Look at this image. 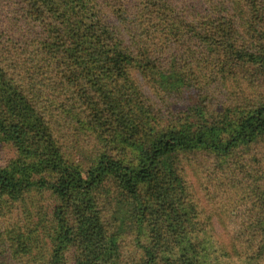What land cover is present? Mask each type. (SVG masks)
<instances>
[{
  "label": "trees",
  "instance_id": "trees-1",
  "mask_svg": "<svg viewBox=\"0 0 264 264\" xmlns=\"http://www.w3.org/2000/svg\"><path fill=\"white\" fill-rule=\"evenodd\" d=\"M262 141L264 0H0V264H264Z\"/></svg>",
  "mask_w": 264,
  "mask_h": 264
},
{
  "label": "rangeland",
  "instance_id": "rangeland-1",
  "mask_svg": "<svg viewBox=\"0 0 264 264\" xmlns=\"http://www.w3.org/2000/svg\"><path fill=\"white\" fill-rule=\"evenodd\" d=\"M174 104L171 106V112L175 113L176 115L181 114L183 112H185L187 109L194 107L197 104V99L196 96L193 94V92L191 91H186L184 93L183 96H181L178 100L173 101ZM72 129L71 126L65 128L64 134L65 137L70 140V137L72 138V132L68 129ZM67 130L69 132H67ZM76 141V139H75ZM77 148L78 150L81 151H89V149L91 148L90 145V141L87 143L85 140H83L82 138H80L77 141ZM72 143H67V149H69L71 151V153L74 155V151H72L74 148L71 147ZM242 153H244V155L248 154L250 157H252V159H248L246 156L241 157L239 160V164H238V170L243 172V175L245 177V180L241 181L239 179V182H244L242 185V189L244 191L247 190V186L249 185L247 183V178L250 176H254V174L251 173L250 171V167L252 166L253 168H256L257 171H259L260 173H264V142L262 141L261 143H258L256 145L250 146L249 149H246V151H242ZM13 157L12 155V151L11 149L4 145V144H0V166H4L11 158ZM77 157V156H76ZM78 159V158H76ZM241 174V173H239ZM261 174V175H262ZM251 182V180H250ZM237 183V184H238ZM247 183V184H246ZM236 184V185H237ZM236 185L232 188H229L228 185H223L219 188H215L213 189V185L212 186H204L205 188H209V190H200V194L197 192L195 193V196L198 197L197 199V204L199 206L200 209L204 210V213L208 212L210 209H232L234 208L232 201L228 200L227 198L230 196L231 191L236 187ZM248 191V190H247ZM207 193H211L210 197L208 198V200H203ZM201 196H203L201 198ZM38 201V205L40 207H43L44 209H48V201L44 198V197H37L36 198ZM114 200V199H113ZM36 202V203H37ZM238 205V204H237ZM240 205H238L239 207ZM118 208L117 204L113 206L112 210L107 211L106 214H109V220H110V224H112L111 228H116V230H122L123 228L126 227L127 225V221L122 218V216L119 217L118 220L115 221L116 218V214L112 215L114 212H116V209ZM31 209H34V207H31ZM36 219L35 214L32 215V220ZM213 220L216 223H219L221 220L219 218H214ZM35 221V220H34ZM218 236L217 239L220 240H224L223 237V233L218 231ZM121 249H120V253H121V257L123 259V262L126 264H129V259H137V252L134 251L133 253H131V249H132V240L128 235H123L120 237L119 240ZM70 264V262H69Z\"/></svg>",
  "mask_w": 264,
  "mask_h": 264
}]
</instances>
